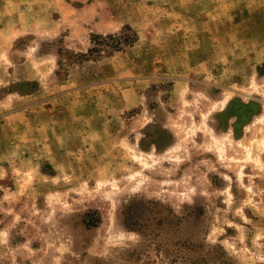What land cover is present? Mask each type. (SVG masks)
I'll return each instance as SVG.
<instances>
[{"label":"rangeland","instance_id":"1","mask_svg":"<svg viewBox=\"0 0 264 264\" xmlns=\"http://www.w3.org/2000/svg\"><path fill=\"white\" fill-rule=\"evenodd\" d=\"M0 264H264V0H0Z\"/></svg>","mask_w":264,"mask_h":264}]
</instances>
